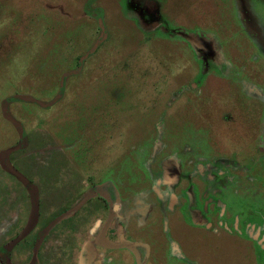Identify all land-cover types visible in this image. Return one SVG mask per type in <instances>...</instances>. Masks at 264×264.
<instances>
[{
    "label": "rangeland",
    "instance_id": "rangeland-1",
    "mask_svg": "<svg viewBox=\"0 0 264 264\" xmlns=\"http://www.w3.org/2000/svg\"><path fill=\"white\" fill-rule=\"evenodd\" d=\"M104 217V264H264V0H0V264Z\"/></svg>",
    "mask_w": 264,
    "mask_h": 264
},
{
    "label": "flooded vegetation",
    "instance_id": "flooded-vegetation-1",
    "mask_svg": "<svg viewBox=\"0 0 264 264\" xmlns=\"http://www.w3.org/2000/svg\"><path fill=\"white\" fill-rule=\"evenodd\" d=\"M97 194H98V196L103 198L102 192H98ZM201 211H203V210H201ZM103 219H104V221L102 222L103 223L102 226H103L104 229L102 230V232L100 234L98 233V235L94 238L93 242H90L88 244V246H85L86 244H83V245L81 244L79 246V248H77L76 253H73L74 256L72 258V261L75 262V260H76V264H104V261H103L104 257H102V253H100L98 251V249H100V245H102V244H106L107 245L108 242L110 243V240H111L110 234L114 230V223L115 222L117 223L118 220H115V221L112 220V223H111V219L110 218L104 217ZM185 220L189 221L188 218H186ZM190 221L193 222V224ZM190 221L187 222L189 225H194L196 222L202 223V224H207L209 222L208 220L204 221V220L196 219V218H191ZM117 227H122V225L120 224ZM43 230L44 229L38 230L37 234L33 237V240L30 242L31 244H33V247H34V245L36 243H38V239L42 238L43 233L41 234V232ZM36 238H38V239H36ZM43 238H44V235H43ZM42 241H44V239ZM14 246L15 245L12 246L9 243V247H10L11 250H12V247H14ZM19 258H20V260H26V261H28L30 259V258H27V257L23 258V255H20ZM38 261H39V259H38ZM38 261L35 262V263L34 262L33 263H29V264H38ZM3 262L4 263L7 262L8 264H18L15 261H13L11 258H9V259L6 258L5 261H3ZM25 264H27V263H25ZM39 264H40V262H39Z\"/></svg>",
    "mask_w": 264,
    "mask_h": 264
},
{
    "label": "water",
    "instance_id": "water-1",
    "mask_svg": "<svg viewBox=\"0 0 264 264\" xmlns=\"http://www.w3.org/2000/svg\"><path fill=\"white\" fill-rule=\"evenodd\" d=\"M101 21H100V25H101V28L103 29V31L105 32V34L104 35H106L107 34V32H106V27L104 26V24H103V22H102V19H100ZM105 37V36H104ZM6 116H9V114H6ZM13 122H15V120L14 119H12L11 117H9ZM17 127L20 129V130H22V125H20V124H17ZM25 137V136H24ZM22 148V147H21ZM17 150H20V147H14V148H12V149H10V150H8V151H5L2 155H1V158H2V162H3V167L8 171V172H10L11 174H13V175H15L17 178H19L21 181H23L25 184H28L29 183V180L20 172V171H18L16 168H14L13 167V165L9 162V160H8V154H10L12 151H17ZM80 206H78V207H75V208H73V209H71L68 213H72V212H74V211H76L78 208H79ZM35 222H36V220L35 221H33V222H30L29 223V225H28V230H32L33 228H34V226L36 225L35 224ZM37 223V222H36ZM28 230H26V231H24L21 235H19V237L16 239V240H13L12 241V243L10 244V245H15L16 244V242H18V241H20L23 237H25L26 235H27V231Z\"/></svg>",
    "mask_w": 264,
    "mask_h": 264
},
{
    "label": "crops",
    "instance_id": "crops-1",
    "mask_svg": "<svg viewBox=\"0 0 264 264\" xmlns=\"http://www.w3.org/2000/svg\"><path fill=\"white\" fill-rule=\"evenodd\" d=\"M233 239H234V238H233ZM236 240H238V238H236ZM238 241H239V240H238ZM123 257H124V256H123ZM123 257H122V258H123ZM124 258H125V257H124ZM72 262H73V261H72Z\"/></svg>",
    "mask_w": 264,
    "mask_h": 264
}]
</instances>
